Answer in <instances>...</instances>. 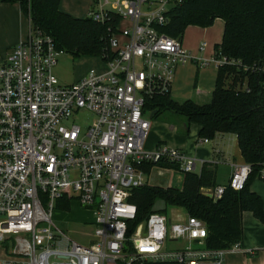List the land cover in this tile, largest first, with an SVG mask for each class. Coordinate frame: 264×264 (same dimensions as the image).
Here are the masks:
<instances>
[{"label":"built area","instance_id":"built-area-1","mask_svg":"<svg viewBox=\"0 0 264 264\" xmlns=\"http://www.w3.org/2000/svg\"><path fill=\"white\" fill-rule=\"evenodd\" d=\"M180 1L92 0L89 18L112 22L109 44L92 58L101 69L74 84H61L54 73L66 52L31 25L0 62V245L12 242L23 261L0 264H225L227 253L241 251L240 244L208 249L206 223L196 217L172 222L152 213L135 224L130 198L147 184L145 165L195 173L198 163L168 145L146 148L150 97L171 94L180 67L227 63L216 51L196 57L163 31L168 6ZM207 47L202 43L200 52ZM83 112L94 116L86 130L75 123ZM252 172L236 165L228 184L210 191L213 198L228 187L242 191ZM257 179L264 181V160ZM65 199L93 213L92 244L73 240L55 222Z\"/></svg>","mask_w":264,"mask_h":264},{"label":"trees","instance_id":"trees-1","mask_svg":"<svg viewBox=\"0 0 264 264\" xmlns=\"http://www.w3.org/2000/svg\"><path fill=\"white\" fill-rule=\"evenodd\" d=\"M0 4H18L32 28L51 37L58 49L76 60L105 54L112 22L99 24L89 17L73 18L60 10V0H0ZM218 19L223 21L224 31L215 51L227 58V63L217 69L216 86L208 100L178 101L171 94L154 95L146 110L156 113L154 118L163 111L184 116L187 131L192 124L200 126L202 140H213L219 133L236 135L243 159L253 169L247 185L240 192L228 187L220 199L209 198L206 190L217 187V173L205 164L200 174L184 173L180 187L146 184L135 189L130 198L138 211L135 224L152 213L164 214L165 210L157 208L159 202L182 208L189 216L204 221L208 229L205 245L213 250L243 242L244 212H251L264 224L263 200L250 189L264 160V0H182L170 10L169 23L163 30L182 39L188 27L210 28ZM154 168L179 171L162 163L143 167L146 175ZM58 206L68 211L70 200Z\"/></svg>","mask_w":264,"mask_h":264},{"label":"crops","instance_id":"crops-1","mask_svg":"<svg viewBox=\"0 0 264 264\" xmlns=\"http://www.w3.org/2000/svg\"><path fill=\"white\" fill-rule=\"evenodd\" d=\"M91 5L92 0H60V10L63 13H66L76 19H84L89 17ZM222 24L224 31L223 21ZM29 28V20L23 15L18 4H0V62H2L15 47H17L21 42H23L27 38L29 34ZM198 28L204 35H206L209 34L212 27ZM222 37L220 38V43L222 41ZM216 45L218 44H215V46ZM188 50L192 52L193 55H196L193 51H191L194 50V48L190 47ZM196 52L199 55L196 57L204 56V53H201L198 48ZM199 69L202 68L191 63L186 66L180 67L178 70H181L180 74L182 77V73L186 70H193L194 72H197L199 71ZM216 79L215 84L209 86L198 85V78L196 79L194 77L191 78L190 83L182 85L178 83L179 86L176 88L177 93L175 94V99H193L197 102H206L215 89ZM195 86L197 87L195 88ZM200 130V126L192 124L189 127V131H187L186 123L182 130L178 131V140L174 139L173 142H169L167 140L168 135L152 134L150 137L149 134V139H147L146 141V148L148 150H152L158 147L159 145H168L170 147L180 149L185 154L190 155L189 157L195 158L198 161L195 173L200 174L204 165L209 164L212 166L211 168L216 170L217 173L216 186H226L231 178V175L236 165L245 163L241 154V150L239 148L237 136L234 134L219 133L213 140H209V143H204L202 139H199ZM154 169H159L160 174H164L163 171L181 173V181L177 187L181 186L184 173L171 169ZM154 169L152 170V172L154 171ZM221 169L227 172V179H224L222 177ZM152 172L150 175H147V177H150L152 175ZM164 176H168L169 179L170 177H172L169 173H165ZM250 189L252 192L259 195L264 203V181H261L259 179L253 180L250 184ZM213 190L214 189L206 190V193L211 194L210 191ZM93 242L94 239H91L87 244L84 245H90ZM240 245L241 251L229 252L226 254L225 264L227 255L232 254L241 256L238 259L237 264H264V224L261 223L258 219H256L251 212L243 213V242ZM9 249L10 247L8 242L4 245H0V261L4 262L6 259H8L6 257V255L8 254L9 256H15L17 260L16 262H23L21 258L13 254V251H11L12 253L10 254Z\"/></svg>","mask_w":264,"mask_h":264},{"label":"rangeland","instance_id":"rangeland-1","mask_svg":"<svg viewBox=\"0 0 264 264\" xmlns=\"http://www.w3.org/2000/svg\"><path fill=\"white\" fill-rule=\"evenodd\" d=\"M168 8L169 10H171L173 6L169 5ZM222 33L223 24L222 21L218 19L212 26L209 34L206 35H204L196 26L188 27L182 36V43L186 50H188L190 47L194 48V50H191L194 52V54H196L194 56H199L196 52L197 48L199 50V47L202 43L208 42L207 44H209V46L206 48L204 57L211 58L214 54L215 44L220 43ZM92 69H101L97 61L93 60L92 58H83L76 60L70 54L66 53L59 58L58 65L55 67L54 73L58 77L61 84L71 85L79 79L83 78ZM180 73L181 70H178L175 76V83L172 86V97L174 99L175 94L177 93L176 88L179 86L178 83H180L181 85L190 83L191 78L193 77L196 79L198 78V85L200 86H209L215 84L217 68L213 66V64H210L207 67L199 69V71L197 72H194L193 70H186L182 73V77ZM176 99L178 101H183L178 98ZM93 119L94 116L92 114L83 112L75 118V123L81 126L83 130H86L87 126L93 121ZM144 119L149 121L152 125L151 132L149 133L150 137L152 134L168 135L167 140L169 142H173L174 139L178 140V131H181L184 125L187 123V120L184 116L172 113L170 111H163V113L159 114L156 118H151V114H145ZM163 173L164 174H160L159 169H154L152 175L150 177H146L147 184L154 186L172 185L174 187H177L180 184L182 177L181 173L172 171H163ZM165 173H169L172 177H170L169 179L168 176H164ZM221 175L224 179H227L228 175L226 171H223L221 169ZM157 208L165 210L164 214L172 222L182 221L189 216L184 209L169 207L166 206L163 202H159L157 204ZM54 220L58 223L61 229H64L69 234V236L73 240L83 245L87 244L94 236V227L91 224L94 220L93 213L91 211L83 209L78 204V202H72L68 211L57 209L54 212ZM9 247V251L11 254L13 248L12 242H9ZM7 255L6 257L8 259H6L5 261L16 260L15 256ZM240 257V255L234 254L227 255L226 264H237Z\"/></svg>","mask_w":264,"mask_h":264},{"label":"water","instance_id":"water-1","mask_svg":"<svg viewBox=\"0 0 264 264\" xmlns=\"http://www.w3.org/2000/svg\"><path fill=\"white\" fill-rule=\"evenodd\" d=\"M155 114H156V113H152V114H151V118H153ZM207 196H208L209 198H213V195H212V194H207Z\"/></svg>","mask_w":264,"mask_h":264}]
</instances>
